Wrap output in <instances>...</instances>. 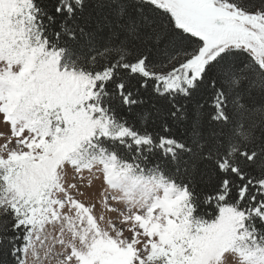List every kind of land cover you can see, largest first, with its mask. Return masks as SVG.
<instances>
[{
  "label": "snow or ice",
  "instance_id": "snow-or-ice-1",
  "mask_svg": "<svg viewBox=\"0 0 264 264\" xmlns=\"http://www.w3.org/2000/svg\"><path fill=\"white\" fill-rule=\"evenodd\" d=\"M0 123V264H264V0H0Z\"/></svg>",
  "mask_w": 264,
  "mask_h": 264
},
{
  "label": "rangeland",
  "instance_id": "rangeland-1",
  "mask_svg": "<svg viewBox=\"0 0 264 264\" xmlns=\"http://www.w3.org/2000/svg\"><path fill=\"white\" fill-rule=\"evenodd\" d=\"M0 131H3L6 135L9 134V130L2 123H0ZM2 142H3V140H2V138H0V143H2ZM85 183H86V181H85ZM91 196H92V199L95 200V192L94 191L91 193ZM83 199L88 200L89 197L85 196ZM100 211H103V209L101 208Z\"/></svg>",
  "mask_w": 264,
  "mask_h": 264
},
{
  "label": "trees",
  "instance_id": "trees-1",
  "mask_svg": "<svg viewBox=\"0 0 264 264\" xmlns=\"http://www.w3.org/2000/svg\"><path fill=\"white\" fill-rule=\"evenodd\" d=\"M211 214V210H209V215Z\"/></svg>",
  "mask_w": 264,
  "mask_h": 264
}]
</instances>
